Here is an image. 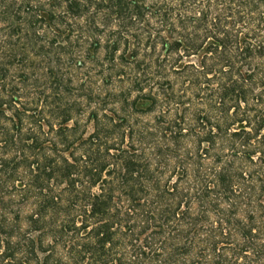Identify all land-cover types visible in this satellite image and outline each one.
Returning <instances> with one entry per match:
<instances>
[{"label":"trees","instance_id":"1","mask_svg":"<svg viewBox=\"0 0 264 264\" xmlns=\"http://www.w3.org/2000/svg\"><path fill=\"white\" fill-rule=\"evenodd\" d=\"M0 264H264V0H0Z\"/></svg>","mask_w":264,"mask_h":264}]
</instances>
